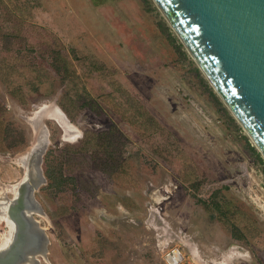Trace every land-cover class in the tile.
Returning <instances> with one entry per match:
<instances>
[{
  "label": "rangeland",
  "instance_id": "rangeland-1",
  "mask_svg": "<svg viewBox=\"0 0 264 264\" xmlns=\"http://www.w3.org/2000/svg\"><path fill=\"white\" fill-rule=\"evenodd\" d=\"M43 125L40 264H264V159L153 0H0V204Z\"/></svg>",
  "mask_w": 264,
  "mask_h": 264
},
{
  "label": "water",
  "instance_id": "water-1",
  "mask_svg": "<svg viewBox=\"0 0 264 264\" xmlns=\"http://www.w3.org/2000/svg\"><path fill=\"white\" fill-rule=\"evenodd\" d=\"M153 2L264 159V0ZM63 117L66 127L71 126ZM40 124L37 119L36 128ZM47 137L43 125L42 141L19 159L26 171L16 195L5 200L13 232L0 250V264H40L39 258L46 259L48 236L35 217L44 212L34 194L45 183L42 156Z\"/></svg>",
  "mask_w": 264,
  "mask_h": 264
},
{
  "label": "bare ground",
  "instance_id": "bare-ground-1",
  "mask_svg": "<svg viewBox=\"0 0 264 264\" xmlns=\"http://www.w3.org/2000/svg\"><path fill=\"white\" fill-rule=\"evenodd\" d=\"M53 111H52V115L56 118V119H54V120H58L59 122L61 121H63L64 122V117H63V114H62V112L56 107V108H54V109H52ZM62 122V123H63ZM63 126H65L64 125V123H63ZM66 127V126H65ZM39 133V134H38ZM36 143L37 142H40V141H42V134H41V130H39V131H37L36 132ZM69 137V136H68ZM40 139V140H39ZM71 140V139H70ZM34 145V144H33ZM32 147H31V149L29 150V152H27L26 154L28 155L31 151H32ZM26 154H23L20 158H21V160H24L25 159V156H26ZM23 168L25 169V167L23 166ZM25 171H26V169H25ZM24 176H25V174H24ZM24 176H23V178H24ZM23 178L21 179V180H23ZM17 187H18V184H16L15 186H13L11 189H10V191H11V193H12V195H13V197L16 195V192H17ZM8 203H9V201L8 202H4V203H1L0 204V206H1V208L3 209L2 211V213H4V216H5V214H6V209H7V206H8ZM5 219H7L6 218V216H5ZM7 221H8V223L10 224V227H11V233H10V235L7 237V238H5L2 242H1V244H0V250L2 249V248H5L8 244H9V242L11 241V237H12V232H13V226H12V224H11V222L7 219Z\"/></svg>",
  "mask_w": 264,
  "mask_h": 264
}]
</instances>
